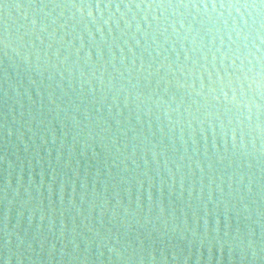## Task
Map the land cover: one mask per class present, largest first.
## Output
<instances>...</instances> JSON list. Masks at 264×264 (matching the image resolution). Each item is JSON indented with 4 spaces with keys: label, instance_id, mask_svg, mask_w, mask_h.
I'll return each instance as SVG.
<instances>
[{
    "label": "water",
    "instance_id": "95a60500",
    "mask_svg": "<svg viewBox=\"0 0 264 264\" xmlns=\"http://www.w3.org/2000/svg\"><path fill=\"white\" fill-rule=\"evenodd\" d=\"M0 264H264V0H0Z\"/></svg>",
    "mask_w": 264,
    "mask_h": 264
}]
</instances>
